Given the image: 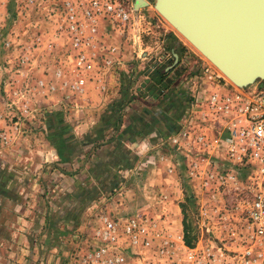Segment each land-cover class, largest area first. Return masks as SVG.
<instances>
[{"label": "rangeland", "instance_id": "374dc122", "mask_svg": "<svg viewBox=\"0 0 264 264\" xmlns=\"http://www.w3.org/2000/svg\"><path fill=\"white\" fill-rule=\"evenodd\" d=\"M131 4L134 9V27L139 26L142 32L140 33L138 45L135 43V38H129V34L125 36L128 39L119 37L110 39L114 44H121L124 47H122L124 52H129L128 54L127 52L124 54L122 63L112 73H119L120 77L124 73L127 83L134 85L135 88L139 86L136 89H141L142 93L146 91V95L148 93V96L150 95L153 99L160 97L164 93L171 94L172 89L168 90L167 88H164L162 94L156 81L154 82L150 79L156 70L160 72L163 67L164 69H171L167 73L165 80L170 79L172 82L178 79L179 84L177 82V87L187 97L189 96L188 100H186V109L190 104L191 96L188 93L189 91L181 88L180 83L183 78L193 75L195 72L197 73L200 67L204 65L208 66L217 75L219 84L223 85V87L221 86L223 88L221 89L222 91H226L227 88L237 91H241L242 89L248 91L247 89L252 90L264 87V78L262 77H256L248 84L238 85L218 71L163 18L157 10L158 0H131ZM54 7V0H0V37L5 39L4 35L7 33L10 37H31L32 46L37 48L35 53L38 56L42 57L44 55L57 58L58 56H62L63 48L58 40L55 39L54 33ZM164 31L174 33L176 39L182 45V48H179L180 45L177 47L178 61L176 64H174V52L169 50L172 38L168 37L164 40L166 47L163 43H160L162 36L166 35ZM135 32L136 30H132L131 34ZM162 47L164 48L162 49ZM164 51L167 52V55H165L166 59L158 58L164 55ZM151 56H154V58H151ZM17 58H12L14 61L11 66H17ZM180 58L182 61H180ZM191 59L195 63L193 68L191 67L190 69L189 63H191ZM161 60L162 62L155 69L153 68L151 72V66L156 65L155 63ZM6 61H8V58H5V60L0 59V66L2 68H8L10 65H7ZM125 68H127L128 74L122 72L126 71ZM187 70L192 71L188 72ZM155 78H158V75ZM28 80V78L16 79L6 76L0 78V84L3 87L2 91L5 94V102H7L6 106L18 112V114L7 113L6 119L11 117L13 123L23 120L27 124L21 131L23 137H32L31 133L38 129L37 126H32V121H35L32 118V109L29 111L31 114L21 110L23 105L29 109V104H27L29 100L26 97H21L19 94L23 91V87H27V84L30 83ZM4 81L8 82V84H4ZM13 89H15V93L18 92L17 96H15L14 92L11 93ZM69 99L68 105L73 106V103H76L78 107H81L70 106L74 113H76V109L83 110L82 107H84L85 100L78 99L75 95L70 96ZM58 105L64 104L60 101ZM186 109L182 115L186 112ZM82 110L78 111L81 112ZM67 112L69 111H66V115H70V112ZM192 120L197 121L200 118L196 115ZM16 124L19 125V123ZM179 125L173 132L178 129ZM0 127H3L2 122H0ZM11 131H15V128H11ZM0 133H4L2 128L0 129ZM212 136L211 134V138ZM13 137L14 134L10 135L6 142H0L1 153H14L11 146L17 143L18 138ZM217 140H219L218 137ZM28 141L25 142V146L30 143ZM163 141L165 140H162L159 144L163 146V149L159 148L158 153L155 150L156 146H154L153 152L151 148H145L150 153H134L133 158H131L133 161L132 166L136 168L134 173H129L125 177L119 174V183L115 189L111 188L110 191L107 190L106 192L96 194L94 199L88 204L93 205L92 210L88 212V206H85L80 211L78 224L71 222L69 223V226L70 224L72 225L70 229L64 230V228L62 231L55 232L54 237H56V241L54 243H43L44 248L42 247V249L44 251H48L52 247L54 249L49 258L46 253L43 254V252L37 251L35 257L32 258V264H82L83 257L89 254L96 246L93 229L99 226L97 219L101 215H106L110 219H125L142 215L151 223V229L155 235L152 246L159 247L164 241H169V245L175 249L176 256L181 261L185 259V250L188 248L198 250L211 249L212 251H217L220 248L216 253L223 251L224 257L228 260L229 264H242L245 259L244 253L247 249L251 250V255L248 256L250 259H253L258 264L264 263V243L252 237V228L248 218L249 204L255 196L256 180L253 169L248 165L239 164L228 159L225 153L220 152L223 151L221 149L216 153L203 155L199 154L198 151L200 150L196 148H177L169 142L162 144ZM20 145L17 147L20 148ZM8 149L9 152H5ZM24 149L27 150L26 148ZM130 154L132 155V153ZM165 157L173 159L170 162L161 161V158ZM163 167L164 169L169 167L174 168V172L176 171L175 175L171 174L168 177L166 175V177H161ZM148 171H157V177L160 176L161 178L159 181L162 180L168 187L169 195L175 197L173 199L178 205L175 211L177 215L174 218L165 219L164 214L162 216L160 213L158 214V205L150 204L148 206L145 203V195H149L147 192H144V187L149 186L147 182H153L154 185L157 183L156 174H154L156 172L150 173L154 175L153 178H147L146 173ZM83 176L86 181L87 174L85 173ZM48 177L45 178L51 179V175ZM124 187L126 189L130 188L133 191L131 199L128 200L130 203L129 205L126 204L125 213L120 216H113V214L115 215L116 206L114 199ZM119 198L116 200L117 204L121 201V198ZM170 213L173 212L170 211ZM82 214H85L87 217V220L84 219L85 224L81 223ZM76 224L79 226L77 228L84 229L83 234H81V230L75 227ZM72 230L74 231L68 233V231ZM125 252L131 264H137L141 258H148L150 254L148 251H144V249H129ZM136 253L139 255H135ZM151 253V258H156L155 248H152Z\"/></svg>", "mask_w": 264, "mask_h": 264}, {"label": "crops", "instance_id": "0c3cea01", "mask_svg": "<svg viewBox=\"0 0 264 264\" xmlns=\"http://www.w3.org/2000/svg\"><path fill=\"white\" fill-rule=\"evenodd\" d=\"M164 32H166V35L162 36L160 43L164 45V40L172 36L174 38L171 37L172 43L176 47L180 45L179 48H182L174 33ZM4 38L0 37V59L5 60V58H8L6 63L10 65L8 68L0 66V78L6 76L16 79H29L28 82L30 83L27 84V87H23V91L19 94L29 100L27 102L29 104L28 111L32 109V118L35 119L34 122L32 121V126H37L38 129L31 133L32 137H23L21 131L27 124L23 120L13 123L11 117L6 119L7 113L18 114V112L6 106L5 94L0 84V122H2L3 126L0 129L4 130V133L1 134L7 138L14 134L13 138H18L17 143L11 146L14 153H10L9 149L5 150V152L9 153L0 152V264H32V258L35 257L37 251L43 252V254L46 253L48 258L53 253V247L49 248L48 251L42 249L46 239L54 236L55 232L62 231L64 228V230L70 229V226H72L71 224L69 226V223L74 222L73 220L62 216L57 218L56 211L58 207L55 200L59 201L63 194L72 193L79 188V185H85L83 175L87 174L85 168L86 159L93 154L102 156V153L108 152L150 153L145 148L149 147L153 152L154 146H156L155 150L158 153L159 148L163 149V146L159 145L160 142L174 131V127L172 129L171 126L167 125L173 123L178 126L181 121V115L186 109V100H188L189 96L187 97L177 87L179 84L178 79L170 82L169 86H167L168 90L172 89L171 94H167L168 96L166 95L161 99H158L159 97L153 99L150 95L148 96V93L146 95V91L142 93L141 89H136L139 86L135 88L134 85L128 84L124 73L120 77L119 73L106 74L105 70L97 73V71L91 69L90 72L93 75L87 73L85 76V103L84 107H82L83 110L78 109L82 110L79 112L76 109V113H74L70 108L72 105L67 104L70 99H65L64 97L67 96V91H63L58 87H55L54 90H49L47 85L48 82H52L59 86L62 81L73 82L77 79L75 73L63 65V56H58V58L44 55L42 57L38 56L35 53L37 48L32 46L31 37H10L7 33ZM169 50L173 52V48ZM163 54L158 58H165L167 52L164 51ZM16 57H18V61L16 59L17 66H11L14 61L12 58ZM151 58H154V56H151ZM180 61H182L181 58ZM157 62L155 63L156 65L151 66V72L162 60ZM190 62L191 69L195 62L192 59ZM125 70L122 72L128 74L127 68ZM190 71L192 70L188 72ZM39 80L44 81L45 85L43 87L38 86L37 82ZM5 83L6 85L8 84V82L4 81ZM13 92L15 93V89L11 93ZM11 93L9 94L11 95ZM16 94L18 92L15 93V96H17ZM60 101L64 105H58ZM116 102L120 106L121 115V123L120 126L118 124V129L113 132L114 128L110 127L104 132V140L89 142L90 140L86 139V137L90 136L97 125L106 121L110 114V107ZM9 106L12 107L11 105ZM24 109L25 105H23L21 110L24 112ZM66 111H69L70 113H67L70 115L67 116ZM52 112L60 114L61 121L69 125L73 134L75 153H72L70 160L66 162L60 161L53 137L47 128L46 114ZM29 113L31 114V112ZM16 123H19V125ZM128 124L139 128L138 132L126 134L120 141H117L114 135H116L117 131L123 130ZM13 127L15 131L12 132L11 128ZM109 136L111 139L108 138ZM217 137L219 138L218 135L212 136L211 145L198 151V153L203 155L216 153L220 149L221 143L220 138L217 140ZM27 138L30 140H26ZM25 140L30 142L26 146ZM18 145H20V148L17 147ZM161 159V161L170 162L173 158L165 157ZM108 168L118 178L120 177L119 174L125 177L136 170L134 166L129 168L122 166ZM174 170L171 167L166 169L163 167L161 177L165 175L168 177L171 174L175 175L176 171L174 172ZM151 172H156L154 174H156L157 183L154 185L153 182H147L149 186L144 187V192H147L149 196L145 195V203L148 206L150 204L158 205V214L160 213L161 216L164 214L165 219L174 218L177 215L175 211L178 205L173 199L175 197L170 196L168 187L162 180L159 181L161 178L160 176L157 177V171H148L146 173L147 178L154 177V175L150 174ZM50 175L51 179H48ZM42 176L48 178L46 179ZM91 180L86 185H94V181ZM152 184L154 186L151 187L150 185ZM131 193L133 191L130 188L126 189L124 187L116 195L114 199V203H116L115 215L112 213L113 216H120L125 213L126 204L129 205L130 203L128 200L131 199ZM119 197L121 201L117 204L116 200ZM88 204L86 206H88L87 210L89 212L92 210L93 205ZM170 211L173 213H170ZM84 216L86 217L85 214H82L81 223L85 224L84 219L87 220V217L85 218ZM51 220L56 222L55 228L52 226ZM77 224L76 228L79 227ZM77 229L81 230V234H83L84 229ZM73 231H68V233Z\"/></svg>", "mask_w": 264, "mask_h": 264}, {"label": "built area", "instance_id": "2783aa9c", "mask_svg": "<svg viewBox=\"0 0 264 264\" xmlns=\"http://www.w3.org/2000/svg\"><path fill=\"white\" fill-rule=\"evenodd\" d=\"M54 2L55 39L63 48V65L74 72L77 79L62 81L59 86L52 82L47 85L49 90L58 87L67 91L65 99L75 95L84 101L86 74L93 75L91 69L111 74L122 63L124 47L112 43L110 39H128L125 36L129 34V38L134 39L137 35L139 40L142 31L139 26L134 27L131 0ZM132 30L136 32L131 34ZM37 84L40 87L45 85L42 80ZM180 85L189 91L190 104L181 117L178 129L162 144L169 142L177 148L202 150L211 145V134L213 137L218 135L221 152L228 159L250 166L256 182L248 218L252 237L264 243V87L248 91L227 88L222 91L219 78L205 65L197 73L183 78ZM73 105L81 108L76 103ZM24 112L29 113L27 107ZM196 115L200 120L193 121ZM7 140L0 133V142ZM97 221L99 226L93 229L96 246L83 257L82 264H131L125 254L129 249H144L150 253L148 258H141L137 264H229L222 250L216 253L220 248L217 251L188 248L185 259L181 261L169 241H164L159 247L152 246L155 235L151 223L142 215L125 219H110L101 215ZM152 248L156 250V258H151ZM250 255L251 250L247 249L242 264H258L248 257Z\"/></svg>", "mask_w": 264, "mask_h": 264}, {"label": "water", "instance_id": "95a60500", "mask_svg": "<svg viewBox=\"0 0 264 264\" xmlns=\"http://www.w3.org/2000/svg\"><path fill=\"white\" fill-rule=\"evenodd\" d=\"M157 10L234 83L264 78V0H158Z\"/></svg>", "mask_w": 264, "mask_h": 264}, {"label": "trees", "instance_id": "16d2710c", "mask_svg": "<svg viewBox=\"0 0 264 264\" xmlns=\"http://www.w3.org/2000/svg\"><path fill=\"white\" fill-rule=\"evenodd\" d=\"M169 48H173V52L177 53L178 49L174 43L171 42L169 44ZM170 70L171 69H164L163 67L160 72L156 70L150 77L151 80H153L154 82L156 81L159 90L162 91V94L164 88H167V86H169V83L171 82L170 79L165 80V77ZM156 75H158V78H155ZM166 95L167 93H164L159 98H157L161 99ZM120 117V106L118 102H116L110 107V114L106 121H104L100 125H97L92 130L90 136L86 137V139L90 140L89 142L91 143L104 140V132L106 131V129H109L110 127L114 128L113 132L118 129L121 123ZM46 123L48 131L53 137L55 147L59 153L60 161L66 162L70 160V155L75 152L73 146L74 138L69 125L61 121V117L58 112L47 113ZM167 126H171L172 129L174 127V130L175 128H177V125L173 123ZM138 129L139 128H135L134 125L128 124L123 130L119 132L117 131L118 133L116 132L114 138H116L117 141H120L124 137V135L131 134V132H138ZM108 138L111 139L110 136ZM101 155L102 156L93 154L86 159L85 168L87 171V179L85 181V185H79V188L77 190H74L72 193L67 192L63 194L59 201L55 200L58 207L56 211L57 218L62 216L63 218L71 219L77 223L79 221L80 211L94 199L96 194H98L99 192H106L107 190L110 191L111 188L113 189L118 185V177L116 176V174L110 172L108 167L118 168L122 166L129 168L133 164V161L131 159L133 158V154L131 155L130 153H126L124 151H120L119 153H102ZM89 180L94 181V185H86ZM51 224L55 228L56 222L54 220H51ZM55 241L56 237L51 236L46 239L45 243L49 244L51 242L54 243Z\"/></svg>", "mask_w": 264, "mask_h": 264}, {"label": "bare ground", "instance_id": "6f19581e", "mask_svg": "<svg viewBox=\"0 0 264 264\" xmlns=\"http://www.w3.org/2000/svg\"><path fill=\"white\" fill-rule=\"evenodd\" d=\"M170 24V23H169ZM171 25V24H170ZM172 26V25H171ZM173 27V26H172ZM174 28V27H173ZM175 29V28H174ZM175 31L177 32V33H179L176 29H175ZM180 34V33H179ZM181 35V34H180ZM182 36V35H181ZM136 37H137V35L136 36H134V40H135V43H136V45H138V38L136 39ZM183 37V36H182ZM185 40H187L185 37H183ZM188 41V40H187ZM189 42V41H188ZM134 43V44H135ZM190 43V42H189ZM196 48V47H195ZM197 51H199L198 49H197ZM200 52V51H199ZM201 53V52H200ZM202 54V53H201ZM203 55V54H202ZM204 56V55H203ZM205 57V56H204ZM206 59H207V57H205ZM218 71H220L221 73H222V71L216 66V65H214L209 59H207Z\"/></svg>", "mask_w": 264, "mask_h": 264}]
</instances>
